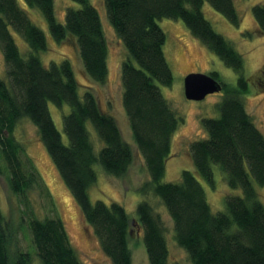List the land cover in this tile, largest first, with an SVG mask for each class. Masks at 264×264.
Wrapping results in <instances>:
<instances>
[{"label": "trees", "instance_id": "trees-1", "mask_svg": "<svg viewBox=\"0 0 264 264\" xmlns=\"http://www.w3.org/2000/svg\"><path fill=\"white\" fill-rule=\"evenodd\" d=\"M22 1L24 6L19 0H0V48L7 77L6 81L0 77V158L10 190L25 206L29 205L27 192L34 186L49 195L33 160L13 134L16 124L27 119L111 264H131L128 237L133 223L142 231L149 264H264V203L257 188H264V134L241 99L249 90L242 54L214 29L203 11L208 3L238 26L241 16L234 1L102 0V12L91 0H72L80 7H68L63 22L56 18L54 0ZM252 14L256 32L264 33V2L253 5ZM102 15L125 51L120 62L121 103L147 173L137 189L140 200L132 217L122 203L92 200L89 194L100 171L115 178L128 173L131 145L109 107L101 104L91 86L83 89L69 56L59 61L42 59L50 43L70 44L87 76L105 84L109 43ZM162 19L180 21L238 76L236 84L230 85L218 72L208 73L223 92L215 105L219 114L200 119L205 136L187 145L191 167L175 181L163 178L172 137L183 118L160 90L174 79L164 50L167 37L159 24ZM16 35L26 45L23 52ZM260 75L259 84L264 67ZM51 104L61 112L66 140L54 122ZM216 169L219 175L215 176ZM217 176L228 188L221 211L212 210L206 195ZM151 196L169 215L172 239L186 252L187 263L170 261L168 230ZM19 224H12L0 210V264H81L57 215H32L27 220L30 250L20 249L15 242Z\"/></svg>", "mask_w": 264, "mask_h": 264}, {"label": "rangeland", "instance_id": "rangeland-1", "mask_svg": "<svg viewBox=\"0 0 264 264\" xmlns=\"http://www.w3.org/2000/svg\"><path fill=\"white\" fill-rule=\"evenodd\" d=\"M233 1L241 16V22L238 26L229 23L224 16L216 12L208 3H204L203 11L214 29L228 39L234 48L242 54L243 74L247 78L249 90L242 95L241 99L252 121L264 134V79H261V84H259L260 72L264 67V33L256 32V22L252 14V6L263 3L264 0ZM19 2L24 6L22 0H19ZM91 3L102 10V0H91ZM54 4L56 18L60 22H63L64 13L68 7H80L77 2L72 0H54ZM102 17L106 38L109 43V76L105 84L99 85L87 76L76 50L70 44L56 47L50 43L49 49L42 53V59L45 62L50 59L59 61L64 55L69 56L83 89L85 86H91L92 91L101 104L106 108L109 107L108 110L116 119L122 137L131 145L133 162L128 173L121 178H115L100 171L96 183L89 189V194L92 200L102 199L106 202L116 200L122 203L132 217L135 216V207L140 200L137 189L143 180L146 179L147 173L121 103L120 62L125 56V51L118 42V38L109 21L104 15ZM40 24L47 32L45 23L40 22ZM159 24L166 33L167 40L164 50L174 77L171 86H160V90L167 99L171 109L183 118V122L173 134L171 155L166 161L163 178L164 181H175L183 169L191 167L192 161L187 152V145L191 141L205 136L200 119L202 117L218 116L219 113L215 105L221 100L223 95L221 90L208 94L202 100L187 99L183 90L185 75L190 72L208 74L211 71H216L219 73L221 80L230 85L236 84L238 76L204 45L193 38L180 21L162 19ZM16 39L20 51L23 52L26 47L25 43L17 35ZM0 77L5 81L7 80L1 48ZM50 112L56 126L66 140L62 131L61 112L52 104L50 105ZM13 134L15 139L23 146L25 154L33 160L49 193L48 195L44 192L43 187L34 186L27 192L29 205L25 206L26 202L10 190L6 180L5 163L0 158V210L12 224L17 225L21 222L14 234L18 247L22 250L31 249V237L27 229V220L32 215L38 218L55 217L57 215L65 223L70 244L81 264H111V260L106 256L93 236L91 228L83 221L79 206L39 139L36 127L29 120L21 119L16 124ZM216 175H219L217 169L215 171ZM218 177H215L216 185L213 189L206 188L207 199L213 211L223 210V195L228 192L227 186L219 182ZM257 188L260 191L261 201L264 203V188L259 186ZM151 199H153L155 209L168 230L170 261L187 263L186 252L178 247L172 239L170 232L172 223L169 215L155 197L151 196ZM128 247L131 255V264H149L142 240V231L136 223L131 225Z\"/></svg>", "mask_w": 264, "mask_h": 264}, {"label": "water", "instance_id": "water-1", "mask_svg": "<svg viewBox=\"0 0 264 264\" xmlns=\"http://www.w3.org/2000/svg\"><path fill=\"white\" fill-rule=\"evenodd\" d=\"M184 95L190 100H202L208 94L219 92L220 83L212 76L201 72H190L183 81Z\"/></svg>", "mask_w": 264, "mask_h": 264}]
</instances>
